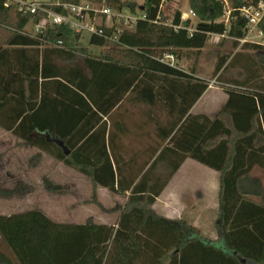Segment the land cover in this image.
<instances>
[{
	"label": "trees",
	"instance_id": "obj_1",
	"mask_svg": "<svg viewBox=\"0 0 264 264\" xmlns=\"http://www.w3.org/2000/svg\"><path fill=\"white\" fill-rule=\"evenodd\" d=\"M228 1L189 0L199 20L193 27L179 10L164 15L165 0H145L139 7L128 0H52L104 3L134 15L140 10L134 30L116 35L115 27L104 26L108 39L91 37V46L108 49L96 56L83 46V36L66 27L47 35L62 40L63 48L25 35L38 17L5 8L0 0V27L8 32L0 47V128L90 179L94 190L87 203L106 213L121 211L115 226L92 220L57 223L40 210L0 215V239L7 249L0 251V264H264V191L253 175L256 169L264 171V61L242 53L220 60L214 75L241 68L244 79L231 82L214 118L190 113L209 84L195 76V69L187 72L162 62L166 54L178 60L183 51H201L211 35L242 39L247 21L241 10L258 0ZM226 15L228 24L221 21ZM260 29L264 32V20ZM129 97L177 118L169 128L157 124L156 136L168 144L157 148L159 155L144 174L125 180L108 153L113 134L105 118L112 122L114 110ZM3 158L0 154V163ZM188 158L220 174L217 240L153 209ZM160 167L167 172L158 173ZM45 183L50 191L62 190ZM98 187L127 198L125 206L106 210ZM19 191L3 190L0 197Z\"/></svg>",
	"mask_w": 264,
	"mask_h": 264
},
{
	"label": "rangeland",
	"instance_id": "obj_2",
	"mask_svg": "<svg viewBox=\"0 0 264 264\" xmlns=\"http://www.w3.org/2000/svg\"><path fill=\"white\" fill-rule=\"evenodd\" d=\"M128 1L134 2L138 7L143 6L145 3V0ZM224 2L229 5L228 0H224ZM178 10L183 14V20H190L193 27L197 26L199 20L192 14L189 0H165L163 5L164 15L172 17ZM120 14L122 15L121 18H113L107 21L108 26L115 27L119 32L124 29L134 30V20L141 15L140 10L137 9L134 15L129 10L124 9ZM221 21L228 24V15ZM7 37V30L0 27V47L4 46ZM248 40V43H242L234 38L211 35L206 47L201 51L181 52L182 57L180 56L174 65L187 72H192L195 69V76L209 84L208 94L201 101L196 113L205 114L210 118L216 117L226 103V89L232 88L231 82L244 79L241 68H227L222 75H214L218 63L224 56L232 58L234 55L242 53L245 56L249 55L252 58L264 61V49L243 48L246 44L258 45L264 48V40L256 38L255 35H251ZM88 42L89 39L85 38V46L96 56L101 54V52L108 51V49L101 50L100 48L89 47ZM236 43H238L237 46ZM79 63H82L81 59ZM4 136L0 133V154L4 155L3 161L0 163V192L18 189L20 191L18 194L8 198L0 197V214L10 215L39 209L56 219L65 220V222L73 221L72 213H70L72 211L70 204L74 203L71 198L74 195V191L70 190L66 185L69 182V176L62 171L67 166L53 158L51 159L48 155L46 157H44L45 154L40 155L39 150L27 146L23 142L20 143L13 136L10 137L11 141H8L7 137ZM198 166H200L202 172L197 173L196 178L205 185L212 183L214 181L213 177L217 173L203 165L199 164ZM253 175L262 181L264 191V171L256 169ZM46 180L54 186H61L62 190L59 192L50 191L45 183ZM80 194L85 195L87 191L82 188ZM90 198L91 201L93 198V193L91 192ZM261 199L256 198V200ZM83 200L79 196L80 204L84 202ZM203 209L202 234L204 238L212 240L216 235V218L214 216H217V212L212 211L210 208L206 209L203 207ZM115 219L116 217L114 216L110 218L112 224L115 223ZM0 251L7 252L6 246L1 239Z\"/></svg>",
	"mask_w": 264,
	"mask_h": 264
},
{
	"label": "crops",
	"instance_id": "obj_3",
	"mask_svg": "<svg viewBox=\"0 0 264 264\" xmlns=\"http://www.w3.org/2000/svg\"><path fill=\"white\" fill-rule=\"evenodd\" d=\"M34 1L49 4L52 0ZM85 38H88L89 42L91 38L89 36H84L81 40L83 46L88 49L84 44ZM88 46L94 47L90 44ZM100 49L104 50L103 48ZM207 94L208 91L193 107L190 112L191 114H202L196 113V110L199 108L201 101ZM113 114L112 122L105 118L108 130H111L113 134L111 139L107 140L108 153L117 163L120 169L121 179L131 180L135 176L144 174L159 155V153L156 154L157 148L161 151L169 142L163 143L156 136L157 124L158 126L169 128L177 116L165 108L157 111L148 104L139 103L134 97L126 98V100L114 110ZM0 133L1 135H5L4 137H7L8 141H11L10 137L13 136L11 133H8L1 128ZM13 138L16 137L13 136ZM19 142L21 143L22 141L19 140ZM44 157H46V155H44ZM148 162H150V165H148ZM199 164L200 163L193 159H186L158 197L153 209L163 218L175 221H185L195 228H198L202 233L201 224L204 214L203 207L206 209L210 208L212 211L217 212V216H214L216 218V235L212 239L217 240L219 194L221 187L220 174L215 171L217 175H214V181L205 185L201 180L196 178L197 173L202 172L200 166H198ZM62 171L69 176V182L66 185L70 190L74 191V195H70L74 201L72 205L70 204V207H72L70 213H72L73 221L65 222V220L52 217L43 210L40 211L45 213L53 221L63 224H85L89 220H92L95 224L99 225L115 226L118 223L121 211L103 213L96 205L86 204V202L91 199L90 192L93 193L94 190L90 179L68 167H65ZM165 172H167L166 167H160L158 170V173ZM82 188L87 191V194H80ZM97 195L99 202L106 210H113L117 206L124 207L127 202V198L114 194L103 187H98ZM129 195L130 193L128 192L127 196ZM79 196L84 199V202L81 204ZM257 201L260 202L261 200ZM113 216L116 217L114 224H112L110 220Z\"/></svg>",
	"mask_w": 264,
	"mask_h": 264
},
{
	"label": "built area",
	"instance_id": "obj_4",
	"mask_svg": "<svg viewBox=\"0 0 264 264\" xmlns=\"http://www.w3.org/2000/svg\"><path fill=\"white\" fill-rule=\"evenodd\" d=\"M5 8H14L18 13L31 14L38 17L37 21H32L24 29L23 33L29 37L41 40L44 46L49 48H63L62 40L51 41L47 38L49 33L55 32L61 27L68 28L73 34L81 36L104 37V26H108L109 20L121 18L122 15L106 4H96L91 2H81L80 4H49L40 3L34 0H1ZM53 6L60 7L62 12H57ZM193 14V12H192ZM194 15V14H193ZM241 15L247 21L245 36L239 41L248 43L251 35L264 40V32L260 25L264 20V0H258L256 5L244 7ZM195 16V15H194ZM137 19L134 20L136 23ZM121 32L116 29V35ZM226 37V36H221ZM162 62L174 66L176 56L166 54Z\"/></svg>",
	"mask_w": 264,
	"mask_h": 264
},
{
	"label": "water",
	"instance_id": "obj_5",
	"mask_svg": "<svg viewBox=\"0 0 264 264\" xmlns=\"http://www.w3.org/2000/svg\"><path fill=\"white\" fill-rule=\"evenodd\" d=\"M57 144H58L59 146H61L62 148H64V150L66 151V153L69 154V152H68L67 149L65 148L63 142H61V141H57Z\"/></svg>",
	"mask_w": 264,
	"mask_h": 264
}]
</instances>
